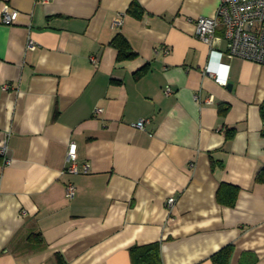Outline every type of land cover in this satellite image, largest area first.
<instances>
[{
    "label": "crops",
    "instance_id": "1",
    "mask_svg": "<svg viewBox=\"0 0 264 264\" xmlns=\"http://www.w3.org/2000/svg\"><path fill=\"white\" fill-rule=\"evenodd\" d=\"M218 4L0 0V264H131L151 242L162 264L229 245L228 264H264V66L196 36ZM117 34L134 57L118 59ZM70 142L87 173L64 171Z\"/></svg>",
    "mask_w": 264,
    "mask_h": 264
},
{
    "label": "built area",
    "instance_id": "2",
    "mask_svg": "<svg viewBox=\"0 0 264 264\" xmlns=\"http://www.w3.org/2000/svg\"><path fill=\"white\" fill-rule=\"evenodd\" d=\"M50 0H37L38 3L47 4ZM2 21L6 24L11 23V15L4 11ZM123 24L122 15H117L112 20V27H120ZM220 32V35L219 33ZM195 34L204 43L214 46L219 40L225 42L226 51L229 55L249 60L264 66V0H219L214 15L209 17H199L195 22ZM37 45L32 38H29L26 49L35 50ZM213 55L218 52L213 50ZM90 60L97 63V57L92 56ZM209 72V69L206 70ZM214 80L226 85L227 79L221 71L210 72ZM7 89V86L3 87ZM165 92L169 94L171 89L166 86ZM194 97L200 100L198 94ZM207 103L213 102V97L206 99ZM100 108L94 109V114H99ZM150 122L149 119L141 118L133 126L137 129H144ZM0 157L3 165H9L11 159L8 156L7 140L0 143ZM65 172L77 175L87 173V165L82 169L78 162L77 148L74 142H70L66 152ZM76 187L73 182L66 184L65 193L68 199L75 196ZM173 197L168 198L167 205L171 207L174 204Z\"/></svg>",
    "mask_w": 264,
    "mask_h": 264
},
{
    "label": "trees",
    "instance_id": "3",
    "mask_svg": "<svg viewBox=\"0 0 264 264\" xmlns=\"http://www.w3.org/2000/svg\"><path fill=\"white\" fill-rule=\"evenodd\" d=\"M128 12L140 16L142 13L141 8L136 2H133ZM112 46L117 49V57L119 60L128 59L135 56V53L131 50L126 38L122 34H117L111 41ZM145 70H142L139 74H143ZM264 116V110L262 112ZM257 178L264 181V170L260 171ZM231 193L230 203L234 202L236 196V189L231 187L227 188ZM232 247L226 246L214 253L211 257L213 264H228ZM131 264H162L160 253V242H151L142 245H134L130 248Z\"/></svg>",
    "mask_w": 264,
    "mask_h": 264
}]
</instances>
